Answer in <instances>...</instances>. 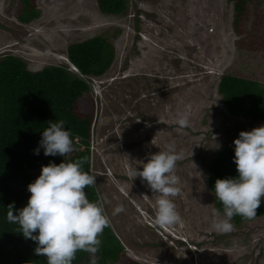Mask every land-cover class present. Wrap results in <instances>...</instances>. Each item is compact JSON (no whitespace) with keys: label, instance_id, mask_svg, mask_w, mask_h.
<instances>
[{"label":"rangeland","instance_id":"1","mask_svg":"<svg viewBox=\"0 0 264 264\" xmlns=\"http://www.w3.org/2000/svg\"><path fill=\"white\" fill-rule=\"evenodd\" d=\"M36 4L39 16L22 22L20 0H0V56L38 69L69 63L77 39L101 34L115 46L110 68L90 79V163L127 252L145 264H264V217L232 223L207 184L208 163L226 146L264 156V121L232 115L217 90L223 72L264 84V49L238 47L232 2L128 0L121 13L96 0Z\"/></svg>","mask_w":264,"mask_h":264},{"label":"trees","instance_id":"2","mask_svg":"<svg viewBox=\"0 0 264 264\" xmlns=\"http://www.w3.org/2000/svg\"><path fill=\"white\" fill-rule=\"evenodd\" d=\"M227 1L238 47L264 49L258 0ZM96 2L102 12L121 13L128 0ZM39 14L36 0H20V21ZM115 56L114 44L101 34L71 41L69 63L31 69L16 54L0 56V264H145L115 234L91 177L90 79L103 75ZM217 90L232 115L264 121L259 80L223 72ZM207 170L214 206L232 223L264 217L261 153L248 145L226 146Z\"/></svg>","mask_w":264,"mask_h":264},{"label":"clouds","instance_id":"3","mask_svg":"<svg viewBox=\"0 0 264 264\" xmlns=\"http://www.w3.org/2000/svg\"><path fill=\"white\" fill-rule=\"evenodd\" d=\"M67 58V57H66ZM68 60V59H67ZM69 62V61H68ZM70 66H72L74 69H76L71 63H70Z\"/></svg>","mask_w":264,"mask_h":264}]
</instances>
